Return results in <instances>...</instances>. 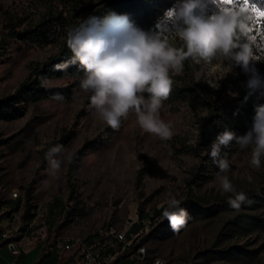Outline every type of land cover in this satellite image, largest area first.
<instances>
[{
  "label": "rangeland",
  "instance_id": "rangeland-1",
  "mask_svg": "<svg viewBox=\"0 0 264 264\" xmlns=\"http://www.w3.org/2000/svg\"><path fill=\"white\" fill-rule=\"evenodd\" d=\"M207 2L208 15L223 7H242L235 1L229 5L219 0ZM65 7L66 0H0V100L16 94L32 63L43 64L56 55L62 30L54 18L64 16ZM249 26L250 35L256 36L252 51L258 67L264 57V29L258 33V25L251 19ZM37 27L49 28L48 43L18 37ZM155 32L152 29L149 33ZM169 42L182 46L178 38ZM189 58L195 64L196 76L206 80L223 104L232 105L247 90L244 85L248 75L240 66L233 64L230 69L223 57L210 63ZM176 75L170 72L171 77ZM43 80L48 82L46 88L66 89L71 94L66 100L45 99L30 106L18 102L20 116L0 119V223L11 222L7 220V208H14L11 200H16L19 224L8 228L26 227L38 217L34 227L45 241L55 237L95 238L109 229L123 233L140 223L133 248L139 245L146 249L144 264H154L156 259L163 264H264V224L251 227L243 223H264V203L249 210L209 214L231 194L222 193L214 178L218 168L206 155L215 137L201 152L192 150L205 109L195 112L183 102L162 104L161 118L173 131L172 139L164 141L144 132L134 112L121 118L118 130L112 129L93 114L91 93L81 92L73 79ZM57 145L62 146L58 156L62 164L58 176H53L46 153ZM251 152V146L241 150L232 142L220 153L230 163L229 179L237 191L247 195L264 186V157L256 169L251 165ZM27 194L31 197L29 214ZM172 196L181 201L180 207L190 217L178 233L162 215L165 202ZM58 200L62 210L54 207ZM140 213L144 214L142 221ZM96 241L97 245L104 242Z\"/></svg>",
  "mask_w": 264,
  "mask_h": 264
},
{
  "label": "clouds",
  "instance_id": "clouds-1",
  "mask_svg": "<svg viewBox=\"0 0 264 264\" xmlns=\"http://www.w3.org/2000/svg\"><path fill=\"white\" fill-rule=\"evenodd\" d=\"M216 3V0H213ZM207 0H175L157 19L155 33L145 32L135 27L127 17H110L99 21L90 17L78 27L68 31L67 46L72 52L70 63L79 64L84 72L79 89L84 94L91 93L90 107L114 130L121 127V118H127L134 112L140 128L161 140H171V125L161 118L162 102L172 91L173 81L170 72L179 74L184 61L191 57L197 63L203 60L210 63L223 57L229 61V67L238 65L248 75L244 85L251 95L259 91L264 97V77H261L252 51L254 42L250 35V16L242 9H219L208 15ZM112 19L123 21V36L109 39L98 35V31ZM178 38L181 47L173 46L170 39ZM69 62L57 65L58 70L68 66ZM42 80V86H47ZM145 93L147 96H145ZM79 95L80 93H76ZM54 99L62 101L57 94ZM247 99V96L245 97ZM235 142L241 150L251 146V165L261 167L264 157V103L254 106L251 128L243 135L225 129L217 134L206 151L218 171L215 180L222 193L231 194L229 205L239 210L248 201L247 194L237 191L228 176L230 163L221 157V149ZM62 146L52 147L46 153L53 176H58L62 160L58 158ZM251 181V176H249ZM162 215L174 232L184 229L190 219L186 209L180 207L181 201L174 196L166 202ZM146 254V249H140ZM154 264H163L156 259Z\"/></svg>",
  "mask_w": 264,
  "mask_h": 264
},
{
  "label": "trees",
  "instance_id": "trees-1",
  "mask_svg": "<svg viewBox=\"0 0 264 264\" xmlns=\"http://www.w3.org/2000/svg\"><path fill=\"white\" fill-rule=\"evenodd\" d=\"M238 2V0H233ZM175 0H99L95 3L86 0H66L64 16L54 18L55 23L61 28L62 36L57 46L55 56L49 57L43 64L32 63L30 65V74L19 85L16 94L11 98L0 100V119H12L20 116L21 111L16 104L21 102L24 106L34 105L41 100L52 99L59 94L63 96V100L68 99L71 92L66 89L55 90L42 86V80L71 78L75 81L74 86L80 84V80L84 76L79 64L70 63L72 52L67 46L66 36L69 30L78 27L82 22L90 17H95L99 21H105L110 17H127L135 27L150 32L155 29L157 19L163 15L164 10L170 8ZM264 5V0H258L257 7ZM123 21L120 19H112L108 24L99 29L98 35L109 39H120L123 36ZM49 28L40 30L37 27L34 30L25 31L18 34L22 40H28L32 43L43 41L48 43ZM69 62L68 66L62 70L57 69V65H63ZM260 76L264 77V57L260 60L256 67ZM195 64L188 58L184 61L183 70L176 76L171 77L172 91L167 100L162 104L185 103L197 112L199 109H205L206 116L199 128L196 146L192 149L195 153L201 152L203 147L212 137L225 129L234 131L237 135L245 134L252 125V117L254 116V106L264 103V97H260L259 91L251 95L246 90L239 95L234 103L223 104L221 98L214 94L208 86L206 80L201 76H196ZM145 96L147 94L145 93ZM247 96V99L245 97ZM228 117L230 120H228ZM184 147V146H183ZM187 148V147H184ZM188 149V148H187ZM248 201L243 203L240 209L249 210L258 203H264V186L247 195ZM31 197L26 195V214L30 213ZM55 208L62 210L63 204L60 200L55 203ZM206 210L212 213L220 211L234 210L228 200L217 205L214 209ZM52 208L50 209V213ZM144 219V214H139V220ZM244 225L251 227H263L262 221H243ZM142 228L140 223H134L128 230V234H135ZM50 257L41 259L47 261ZM53 264V260L49 261Z\"/></svg>",
  "mask_w": 264,
  "mask_h": 264
},
{
  "label": "built area",
  "instance_id": "built-area-1",
  "mask_svg": "<svg viewBox=\"0 0 264 264\" xmlns=\"http://www.w3.org/2000/svg\"><path fill=\"white\" fill-rule=\"evenodd\" d=\"M19 206H22V203ZM15 208H7V220L19 224V217H15ZM36 219L33 221L32 227H34ZM12 233L4 231L3 226H0V239L5 242L7 247H12L11 251L14 256H18L22 251L34 250L41 244V259L55 255L58 259L57 264H125L126 262H139L141 246L137 245L133 248L137 237H129L128 231L121 233L109 229L105 233L99 232L95 235V238H92L93 235L91 238L90 236L85 238L55 237L45 241L41 236L42 234H36V228L34 227V234L25 235L24 240L19 242H12ZM98 239H103L104 242L97 245L96 240ZM117 245H126L124 257H114V249Z\"/></svg>",
  "mask_w": 264,
  "mask_h": 264
},
{
  "label": "crops",
  "instance_id": "crops-1",
  "mask_svg": "<svg viewBox=\"0 0 264 264\" xmlns=\"http://www.w3.org/2000/svg\"><path fill=\"white\" fill-rule=\"evenodd\" d=\"M17 206L16 200H11ZM31 218V217H30ZM5 222L0 223V226H4ZM23 229L22 226L19 227ZM33 234L31 231L25 232L20 241L24 240L25 235ZM38 234H41L40 232ZM42 245L40 244L36 249L30 251H22L18 256H14L12 251L5 242L0 239V264H39L41 263ZM53 260V264H57L58 259L55 255L51 256L47 261H43L42 264H49L50 260Z\"/></svg>",
  "mask_w": 264,
  "mask_h": 264
},
{
  "label": "bare ground",
  "instance_id": "bare-ground-1",
  "mask_svg": "<svg viewBox=\"0 0 264 264\" xmlns=\"http://www.w3.org/2000/svg\"><path fill=\"white\" fill-rule=\"evenodd\" d=\"M12 197H13V199L17 198V194H14ZM12 224L13 223L11 220V222L10 221L5 222V225L3 226L4 231L13 232L12 233V242H19L21 237L27 231H31L34 234V227H32L33 223L26 225V227H24L23 229H20L19 227H17L15 229H13V231L10 228H8ZM38 233H39V231L36 230V234H38ZM137 236H138V233L129 234V237H137ZM142 248L145 249L143 246H141V249ZM125 252H126V245H117L116 248L114 249V257H124ZM145 258H146V254L142 255L141 252H139V261L144 264Z\"/></svg>",
  "mask_w": 264,
  "mask_h": 264
},
{
  "label": "snow or ice",
  "instance_id": "snow-or-ice-1",
  "mask_svg": "<svg viewBox=\"0 0 264 264\" xmlns=\"http://www.w3.org/2000/svg\"><path fill=\"white\" fill-rule=\"evenodd\" d=\"M238 2L242 4V10L250 13L251 20L258 25L257 32L261 33L262 29H264V5L257 7L258 0H238ZM219 3L222 5H229L233 3V0H219ZM227 8L228 7H223L222 9ZM250 31H252L251 28ZM252 38L254 41L256 40V36H252Z\"/></svg>",
  "mask_w": 264,
  "mask_h": 264
},
{
  "label": "water",
  "instance_id": "water-1",
  "mask_svg": "<svg viewBox=\"0 0 264 264\" xmlns=\"http://www.w3.org/2000/svg\"><path fill=\"white\" fill-rule=\"evenodd\" d=\"M10 249H12V247Z\"/></svg>",
  "mask_w": 264,
  "mask_h": 264
}]
</instances>
